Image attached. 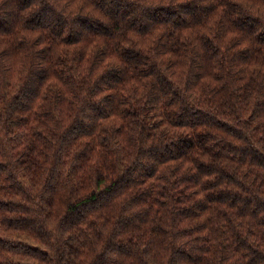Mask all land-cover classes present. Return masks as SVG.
<instances>
[{"label": "clouds", "instance_id": "9594fccd", "mask_svg": "<svg viewBox=\"0 0 264 264\" xmlns=\"http://www.w3.org/2000/svg\"><path fill=\"white\" fill-rule=\"evenodd\" d=\"M0 264H264V0H0Z\"/></svg>", "mask_w": 264, "mask_h": 264}]
</instances>
